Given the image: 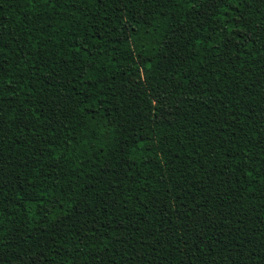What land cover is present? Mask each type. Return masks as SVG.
<instances>
[{
  "label": "trees",
  "instance_id": "obj_1",
  "mask_svg": "<svg viewBox=\"0 0 264 264\" xmlns=\"http://www.w3.org/2000/svg\"><path fill=\"white\" fill-rule=\"evenodd\" d=\"M201 3L0 0V264H264V0Z\"/></svg>",
  "mask_w": 264,
  "mask_h": 264
},
{
  "label": "snow or ice",
  "instance_id": "obj_2",
  "mask_svg": "<svg viewBox=\"0 0 264 264\" xmlns=\"http://www.w3.org/2000/svg\"><path fill=\"white\" fill-rule=\"evenodd\" d=\"M33 2H36V0H33ZM45 2H51V0H45ZM241 2L244 3L246 2V0H241ZM224 4H225V0H202V3L200 5L202 9V11L200 12V16L204 17V19L207 20L212 16H216L218 14L220 15L221 22L218 28L215 30L214 36L216 39H220L221 44L219 47H216L214 50L218 52L220 50V47H223L226 50L224 55H227L228 51L237 48L238 43H243V41L242 40L237 41V38L234 35V33L237 30V28L233 26L235 21L229 17L224 16L223 13H220V9L224 7ZM226 11L227 9L225 8V12ZM238 19L239 18H237V20ZM199 22L200 21L198 18L197 23ZM208 39L212 40L213 37H209ZM236 58H237L236 56L230 57V59H236ZM220 62L223 63L224 61L221 60ZM10 86H11V81L8 82V85H6V87H10ZM224 168L225 170H227V165H225ZM222 174L223 173H221V175ZM225 182L227 183L228 181L226 180ZM34 264H39V260L34 261Z\"/></svg>",
  "mask_w": 264,
  "mask_h": 264
}]
</instances>
